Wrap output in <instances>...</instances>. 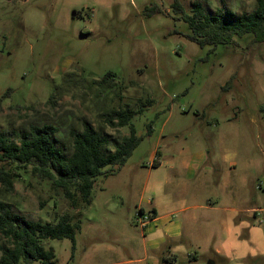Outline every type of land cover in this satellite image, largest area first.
Instances as JSON below:
<instances>
[{"label":"rangeland","instance_id":"1","mask_svg":"<svg viewBox=\"0 0 264 264\" xmlns=\"http://www.w3.org/2000/svg\"><path fill=\"white\" fill-rule=\"evenodd\" d=\"M179 2L188 16L196 5L236 18L254 9L253 0ZM172 3L0 0L1 132L18 143L49 125L69 155L70 133L83 122L112 143L129 135L103 120L121 108L134 113L141 137L122 167L95 179L86 208L72 209L31 167L11 192L0 185V201L29 220L78 216L74 245L41 241L51 264H264V42L246 35L199 47ZM154 204L180 222L182 236L146 252L137 209Z\"/></svg>","mask_w":264,"mask_h":264},{"label":"trees","instance_id":"2","mask_svg":"<svg viewBox=\"0 0 264 264\" xmlns=\"http://www.w3.org/2000/svg\"><path fill=\"white\" fill-rule=\"evenodd\" d=\"M253 1L252 12L240 18L220 9L208 15L197 5L193 15L188 16L179 0H173L171 7L180 14L190 30L184 35L186 40L199 47H216L231 44L246 35L250 36L251 43L264 42V0ZM133 116L132 111L121 108L103 114L108 127L128 128L129 135L119 143H112L107 134L83 122L81 131L70 133L72 151L69 155L56 146L53 138L56 131L49 125L32 127L18 143L0 131V185L11 192L14 180L20 176L19 170L31 167L34 176L50 181L55 189L63 192L72 209H77L79 204L88 207L95 179L109 176L114 168L122 167L141 142L131 124ZM110 145L113 146L112 152L107 151ZM151 216H154L153 212ZM79 231L78 216L64 214L56 217L54 223H42L12 212L9 204L0 201V264H19L20 261L25 264L34 261L51 264L54 253L51 249L45 250L41 241L68 239L74 245L75 234ZM161 261L171 262L166 258H161Z\"/></svg>","mask_w":264,"mask_h":264},{"label":"crops","instance_id":"3","mask_svg":"<svg viewBox=\"0 0 264 264\" xmlns=\"http://www.w3.org/2000/svg\"><path fill=\"white\" fill-rule=\"evenodd\" d=\"M158 165L159 167L161 164L159 162H153L152 167L154 165ZM183 169L188 170L189 165L186 163L183 165ZM170 205H173L175 202L169 201ZM197 208V207H196ZM201 208V207H200ZM165 207H162L160 204H154L153 207H150L146 212L142 207H138V213L142 216H147L149 220L145 221L144 225H140L141 227H146L145 233L143 238L145 237L147 241H145V251H158L160 250L166 243H172L173 241L177 240L182 236V225L180 222L173 220L172 214L166 213ZM256 210V208L247 209L248 211ZM165 213H164V212ZM153 212V217L151 216ZM151 216V218L149 217ZM139 218L137 219V221ZM239 222L238 224H241ZM140 224V223H139ZM148 224V225H147ZM221 250L214 246L212 252L216 255H221Z\"/></svg>","mask_w":264,"mask_h":264},{"label":"built area","instance_id":"4","mask_svg":"<svg viewBox=\"0 0 264 264\" xmlns=\"http://www.w3.org/2000/svg\"><path fill=\"white\" fill-rule=\"evenodd\" d=\"M138 218H139V220H138V222L140 223V225H144V223H145V220H148V217L147 216H142V215H138Z\"/></svg>","mask_w":264,"mask_h":264},{"label":"water","instance_id":"5","mask_svg":"<svg viewBox=\"0 0 264 264\" xmlns=\"http://www.w3.org/2000/svg\"><path fill=\"white\" fill-rule=\"evenodd\" d=\"M74 14V13H73ZM73 16V15H72Z\"/></svg>","mask_w":264,"mask_h":264}]
</instances>
